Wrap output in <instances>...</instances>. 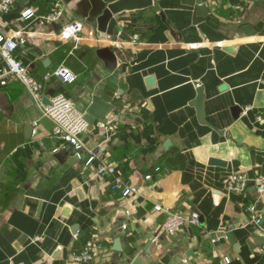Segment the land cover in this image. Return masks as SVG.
I'll return each instance as SVG.
<instances>
[{
	"label": "crops",
	"instance_id": "0c3cea01",
	"mask_svg": "<svg viewBox=\"0 0 264 264\" xmlns=\"http://www.w3.org/2000/svg\"><path fill=\"white\" fill-rule=\"evenodd\" d=\"M196 1L207 10L190 0L124 10L114 35L100 37L89 22L94 0H14L1 12L0 33L16 37V58L45 84L42 103L63 93L84 105V86L104 68L98 50H114L111 73L127 85L114 97L120 121L108 131L96 120L83 150L102 147V159L140 190L123 197L109 176L96 175L99 161L86 166L69 149L53 152L58 142L42 105L15 75L1 78L0 181L10 194L0 201V264H114L132 253L147 264L146 248L156 259L173 252L170 264H264L256 229L243 226L251 202L264 212V194L225 185L233 173L264 177V0ZM54 6L62 14L46 18ZM29 7L37 15L25 19ZM75 20L83 23L77 42L63 31ZM60 65L74 82L45 80ZM199 86L205 121L195 105ZM168 211L198 212L200 224L170 235L162 229ZM90 245L98 247L93 258L78 262L74 253Z\"/></svg>",
	"mask_w": 264,
	"mask_h": 264
},
{
	"label": "built area",
	"instance_id": "2783aa9c",
	"mask_svg": "<svg viewBox=\"0 0 264 264\" xmlns=\"http://www.w3.org/2000/svg\"><path fill=\"white\" fill-rule=\"evenodd\" d=\"M14 0H0V16L1 12L7 10ZM62 14L60 6H54L46 18L55 20ZM34 8L29 7L22 11V16L25 19L36 17ZM83 30V23L75 20L73 23L64 27L63 31L76 42L80 39V33ZM18 42L14 35H6L0 33V57L4 64L0 67V79L8 75H15L27 87L32 97L37 103H40L41 114L43 117L50 119L53 123L52 136L57 140V145L52 149L53 152H59L62 149H69L75 154L77 150L83 148V135L87 131L89 124L85 117V112L78 109L70 97L60 93L50 99L49 104L42 103L43 92L45 84L34 78L26 65L16 58ZM77 47V45L75 46ZM52 76L57 77L65 83H72L76 79V74L65 65H60L51 73L45 75V80H49ZM120 112L113 111L107 116V122H99V125L108 131H113L117 128L120 121ZM102 147L97 146L90 150L86 158L85 165L91 166L94 161H99L96 169L97 176H109L111 178L110 188L113 191L119 192L123 197L137 194L140 190V185L130 177H122L117 174L116 167L113 164L106 163L102 159ZM160 167L156 168L158 171ZM152 174L145 175V179L152 178ZM226 188L230 192H246L250 186L255 187L256 191L264 194V177L255 179L249 178L245 173H233L229 175L225 181ZM1 190V187H0ZM155 209L161 211L164 208L162 205H156ZM248 217L243 223V226L251 225L257 232L264 235V228L262 223L264 220V212L258 207V201L251 202L248 207ZM190 223L194 225L200 224V215L198 212L182 213L168 211V216L165 219L162 229L170 234L175 235L180 228L185 224ZM125 224H123V227ZM36 237L35 240H39ZM98 247L90 245L85 247L82 251L74 253V257L78 262H88L93 258L94 252ZM264 249V245H263ZM229 262V258H225ZM26 264V263H20Z\"/></svg>",
	"mask_w": 264,
	"mask_h": 264
},
{
	"label": "water",
	"instance_id": "95a60500",
	"mask_svg": "<svg viewBox=\"0 0 264 264\" xmlns=\"http://www.w3.org/2000/svg\"><path fill=\"white\" fill-rule=\"evenodd\" d=\"M23 0H20L22 2ZM192 4H196L199 9L207 10L206 4L196 1L190 0ZM154 4V0H94V10L89 17L90 24L93 23V26L97 32L98 37L100 36H113L114 30L117 25L116 16L121 14L122 11L127 9H135V8H145ZM244 30L249 34H253L254 30H252L251 26H244ZM83 31V30H82ZM99 58L104 62V68L96 71L94 73V78L90 79L84 86V93L86 95V100L83 105L85 117L88 121L89 128L92 129L94 127L95 121H102L103 123L107 122V116L114 109H117V106L114 103V97L116 93L120 95L124 94L127 89V85L119 79V77L111 72L115 70L117 67V55L114 50L110 47H101L98 50ZM150 83L154 84V78H149ZM204 93L203 87L199 86L198 88V97L195 101V105L198 108V114L200 121H205V111H204ZM43 102L45 104L50 103V99L44 97ZM233 110L235 111L234 117H237L242 108L239 105H234ZM29 133L32 132V126L29 128ZM88 153H86L83 148L77 150L75 157L78 159H86ZM212 163H224L223 161L213 158L211 160ZM262 227L264 228V221L262 223ZM124 232L123 223H120L118 232L115 237L116 243H120V237ZM228 238L235 242V239L232 233L227 234ZM254 239H260V244L264 245V235L260 232L254 233L252 235ZM258 241V240H257ZM115 250L122 252V247H115ZM146 253L149 255L146 257L147 264H170V256H173V252L168 253L167 256L159 257L158 259L154 258L151 255V250L146 248ZM181 261V257H176V262L179 263ZM114 264H142L141 257H138L137 254H130L128 258H124L120 255L114 257Z\"/></svg>",
	"mask_w": 264,
	"mask_h": 264
},
{
	"label": "rangeland",
	"instance_id": "374dc122",
	"mask_svg": "<svg viewBox=\"0 0 264 264\" xmlns=\"http://www.w3.org/2000/svg\"><path fill=\"white\" fill-rule=\"evenodd\" d=\"M80 96L78 95V98L75 100H72L74 102V104L78 107V109H80L81 111H84V107L83 105L80 103Z\"/></svg>",
	"mask_w": 264,
	"mask_h": 264
},
{
	"label": "trees",
	"instance_id": "16d2710c",
	"mask_svg": "<svg viewBox=\"0 0 264 264\" xmlns=\"http://www.w3.org/2000/svg\"><path fill=\"white\" fill-rule=\"evenodd\" d=\"M1 185V192H0V201H2V198L6 197V195L10 194L9 192L5 193L4 186L2 185V182L0 181ZM9 187H12L11 185Z\"/></svg>",
	"mask_w": 264,
	"mask_h": 264
}]
</instances>
